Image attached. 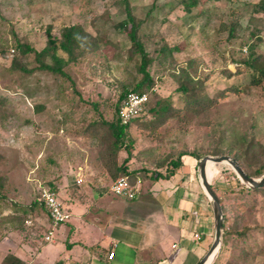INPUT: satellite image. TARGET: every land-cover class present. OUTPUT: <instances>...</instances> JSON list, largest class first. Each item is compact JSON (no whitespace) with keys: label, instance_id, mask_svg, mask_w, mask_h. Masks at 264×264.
Masks as SVG:
<instances>
[{"label":"rangeland","instance_id":"374dc122","mask_svg":"<svg viewBox=\"0 0 264 264\" xmlns=\"http://www.w3.org/2000/svg\"><path fill=\"white\" fill-rule=\"evenodd\" d=\"M127 1L139 23L138 36L152 58L150 72L154 79L145 114L129 130L134 140L128 142V150L138 159L139 166L157 165L182 151L205 156L220 155L214 153L223 149V154L232 156L242 151L243 167L256 172L264 165V80L251 85L259 73L236 64L252 42L257 44V52L264 54V18L253 16L258 0H211L207 5L213 6L209 7L213 16L203 14L200 18H194L195 9L186 13L180 0ZM127 3L0 0V176L5 180L0 195V261L9 232L5 230L12 227V231H20L18 226L26 216L23 211L29 210L34 201L41 202L43 189L55 190L68 213L71 210L66 202L72 188H81L79 194L86 197L102 190L89 173L87 181L77 185L76 174L79 169L85 174L90 166L96 171L100 138L110 134L104 122L117 121L115 104L122 89L144 80L141 57L133 51L129 36L131 23L125 25L129 19ZM233 9L241 16V37L229 42L227 34H219L218 30L222 21L232 20ZM248 23L251 26L247 30H257L261 37L244 30ZM72 25L82 27L85 33L82 42L74 46L75 60L66 65V75L38 69L27 74L13 69L18 41L41 50L47 44L48 29L60 39L64 28ZM160 41L177 45L180 50L161 55ZM20 59L29 68L38 64L35 54ZM188 59L197 63L189 74L184 72ZM230 72L236 74L232 76ZM184 81L190 87L187 96L180 89ZM232 84L241 88L240 92L222 96V91ZM194 91L201 99L196 109L189 108L187 102ZM207 96L213 101H207ZM165 101L180 108V114L167 118L161 113L159 107ZM185 162L191 165L195 158L187 156ZM210 170L217 193L229 196L228 202L234 204V213H230L232 227H250L251 237L246 244L238 241L233 245L239 251L243 247L254 252L261 250L247 262L264 264V193H255L252 201L245 203L247 198L241 197L244 190L233 185L231 166L212 164ZM110 177L113 178L110 173L103 174L97 185L105 186ZM44 211L43 204H39L34 213ZM93 230L100 235L97 227ZM35 239L41 241L40 237ZM229 255L226 249L221 264Z\"/></svg>","mask_w":264,"mask_h":264},{"label":"crops","instance_id":"0c3cea01","mask_svg":"<svg viewBox=\"0 0 264 264\" xmlns=\"http://www.w3.org/2000/svg\"><path fill=\"white\" fill-rule=\"evenodd\" d=\"M209 7L213 6L201 4L185 12L191 14L195 9L194 18L203 14L212 17ZM261 15L263 13H253L254 17L264 18ZM250 26L248 23L244 30ZM124 157L122 151L119 164ZM186 157L181 169L168 179H151L140 171L134 183L137 196L127 199L116 198L118 196L111 192L115 180L111 177L109 183L102 184L105 186L97 185L103 174L109 173L98 156L96 171L90 166L85 174L83 169L78 172L86 181L88 173L94 175V183L102 190L92 191L86 197L79 194L81 188H72L66 202L71 210L69 218L60 226L52 242L43 237L50 221L46 209L44 213L36 212L27 217L20 231H12V227L6 229L5 232H9L0 264H4L8 254L17 257L19 264H63L64 259H67L65 264H198L214 240V213L200 181L198 159L194 157L195 162L187 165ZM129 167L130 170L140 168L135 156L129 161ZM209 176L210 179L214 177L210 167ZM94 226L100 235L94 233ZM37 237L41 241L36 240ZM112 251L115 255L110 258ZM47 258H53L52 262ZM5 264L18 262L11 260Z\"/></svg>","mask_w":264,"mask_h":264},{"label":"trees","instance_id":"16d2710c","mask_svg":"<svg viewBox=\"0 0 264 264\" xmlns=\"http://www.w3.org/2000/svg\"><path fill=\"white\" fill-rule=\"evenodd\" d=\"M126 3L128 2L125 0ZM211 0H207L203 2V0H180V4L183 5V8L189 12L193 8L198 7L199 5H207L208 2ZM229 2H236V0H228ZM206 3V4H205ZM205 7V6H204ZM128 17L129 19L125 22V25H128V23H131V28L129 31L130 39L132 40L133 45V51L140 55L141 62H140V71L144 74V80H142L139 83H136L134 86L130 87H124L119 94V97L116 101L115 108L118 112L121 107V103L124 100V98L127 96L130 92H147L149 93L150 89L153 87L154 79L150 72V67L152 63V58L148 52V50L145 47L144 41H142L141 38L138 36V29H139V23L137 24L135 17L132 15L129 4L127 3ZM253 13H263L264 14V0H258L254 3L253 7ZM232 15L234 16L231 21L224 22L222 21L219 25L218 33H227L226 40L229 42H232L233 40L240 38L239 28L241 24V18L240 14L233 9ZM248 29V27L246 28ZM249 31V30H247ZM48 40L47 44L44 48L41 50H37L30 44L24 43L22 41H18L16 44V47L14 51L17 52V54L12 59V67L13 69L21 70L24 73L31 74L35 72L36 69L38 70H44L49 71L54 74H60V75H66L65 67L67 64H69L71 61L75 60L74 56V46L79 45L82 42V37L84 36V29L77 25H72L65 27L62 32V38H57L52 36L51 30L48 29ZM252 36L258 37L260 34L259 31H249ZM257 32V33H256ZM255 34V35H254ZM261 37V36H259ZM161 47L159 49V54H175V52L179 51L180 48L177 45H171L167 42H161ZM253 43V42H252ZM248 46V54L243 55L244 58L237 60V67L243 66L246 70H253L252 73L258 72L259 75L256 76V78H253L251 80V85H258L264 80V54L257 52V44H252ZM94 48H97L95 46ZM2 51V50H1ZM2 53H5V50L2 51ZM31 54H35V60L37 61V66L35 68H29L27 66V63L20 59V57L27 59L28 56ZM68 55V58H66L64 55ZM193 64H197L195 59H188L186 65L184 66V72L189 74V70L192 68L191 66ZM232 72H230L231 74ZM236 73H232V76ZM180 89L182 92L186 94V96L189 94L190 87L188 86L187 82H182L180 85ZM241 88L238 86L232 84L228 87V89H225L222 91V96L226 95L228 92L238 93L240 92ZM207 101L212 102L213 99H211L209 96H207ZM200 96L196 91L190 94L188 96V107L196 109L200 102ZM156 109H154L155 111ZM159 111L166 114L167 118L175 117L176 115L180 114V108L172 107L170 102H166L162 104L159 107ZM170 115V116H169ZM142 117V116H141ZM139 118L134 119L132 122H130L127 125L121 124L118 119L115 122L113 121H106L104 122L108 129L110 134L102 136L100 138L101 144V151L99 155V159L103 162L106 169L109 171V173L112 175L114 179L118 178L119 176H127L130 181L134 184L136 182V179L138 177V173L140 171H144L151 179L159 180V179H168L172 175H175L181 167L184 165V157L185 156H192L197 159L201 158L203 155H199L197 152H191V151H182L177 156H171L168 160L159 161L157 165L154 166H142L135 170H130L129 167V161L134 157L133 152L131 150H128V148L131 146L128 144L129 141H133L134 138L129 134V130L134 122H136ZM103 123V122H102ZM104 125V124H103ZM244 140L247 141V139ZM247 143H250L247 142ZM222 151L215 152L214 154H223L226 151L223 149H220ZM233 150V149H232ZM230 150V151H232ZM124 151L125 157L123 158V161L121 164H119V159L121 157V152ZM234 157H236L243 165L244 161V154L239 152L238 154H234ZM165 168V169H164ZM247 170V169H246ZM250 176H261L264 174V165L259 168L256 172L252 173L247 171ZM233 176L235 177V180L233 182V185L235 187H240L243 191V194H241V197L243 199L247 198V202H251L254 194L258 192L264 193V187L258 188V189H251L247 188L235 175L234 172H232ZM4 178L0 176V195L2 190L5 187ZM214 190L217 193L216 187L213 185ZM218 197L220 198L221 202L223 203V208L225 212V223H224V242H223V248L220 252L219 257L217 258L216 262L214 264H221V258L226 249L229 250L230 255L227 258L226 261H224L223 264H250L247 262L248 259H252L256 256V254L261 253V250L254 252L251 250H247L245 247L242 248L241 251H239V248L233 245L235 242H240L242 244H246L247 240L251 235L249 234L250 227L245 225L241 229H234L231 223V208L234 207V204H230L228 202L229 196H224L221 194H218ZM231 195V194H230ZM39 204H42L39 200H36L31 204L29 210H24L23 213H25V218L22 219V224L26 225L27 217H30L34 212L36 206ZM44 206V205H43ZM45 208V206H44ZM46 209V208H45ZM47 210V209H46ZM234 213V212H233ZM230 223V224H229ZM21 227V226H18ZM44 237V236H43ZM240 239V240H239ZM231 240V241H230ZM232 242V243H231ZM230 247V249H229ZM16 260L18 264L20 263V260L17 257H14L13 255H7L4 258V264L8 263V261Z\"/></svg>","mask_w":264,"mask_h":264},{"label":"built area","instance_id":"2783aa9c","mask_svg":"<svg viewBox=\"0 0 264 264\" xmlns=\"http://www.w3.org/2000/svg\"><path fill=\"white\" fill-rule=\"evenodd\" d=\"M248 51V47L246 46L243 50V55H247ZM148 103L149 94L147 92L128 93L121 103V107L117 115L118 121L123 125H127L134 119L141 117L143 114H145ZM83 181L84 179L82 173L78 172L77 184H82ZM110 190L115 195L127 199L136 198L138 193L137 187L130 181L127 176H119L118 178H116L112 182ZM40 200L47 209L51 222L47 233L44 235V240L47 242H52L55 238L56 230L68 220L69 213L66 211L64 203L60 199L58 193L52 188L48 187L43 189L41 192ZM114 255L115 252L112 251L109 254V257L113 258Z\"/></svg>","mask_w":264,"mask_h":264},{"label":"water","instance_id":"95a60500","mask_svg":"<svg viewBox=\"0 0 264 264\" xmlns=\"http://www.w3.org/2000/svg\"><path fill=\"white\" fill-rule=\"evenodd\" d=\"M209 163H214L215 165L226 164L231 166L238 179L248 188L258 189L264 187V174L259 178L250 176L246 169L242 166L241 162L232 155H205L199 158L198 173L200 181L202 183L204 192L212 205L214 213V240L209 251L198 264H214L220 255L224 240L225 212L223 204L213 188V178L210 179L208 176Z\"/></svg>","mask_w":264,"mask_h":264},{"label":"bare ground","instance_id":"6f19581e","mask_svg":"<svg viewBox=\"0 0 264 264\" xmlns=\"http://www.w3.org/2000/svg\"><path fill=\"white\" fill-rule=\"evenodd\" d=\"M212 164H214V163H209V165H208V176H209V167H210ZM222 165H223V164H222ZM209 178H210V176H209Z\"/></svg>","mask_w":264,"mask_h":264}]
</instances>
